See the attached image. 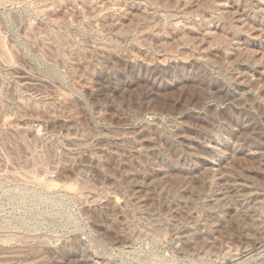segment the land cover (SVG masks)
I'll return each instance as SVG.
<instances>
[{
  "label": "rangeland",
  "instance_id": "rangeland-1",
  "mask_svg": "<svg viewBox=\"0 0 264 264\" xmlns=\"http://www.w3.org/2000/svg\"><path fill=\"white\" fill-rule=\"evenodd\" d=\"M0 264H264V0H0Z\"/></svg>",
  "mask_w": 264,
  "mask_h": 264
},
{
  "label": "bare ground",
  "instance_id": "bare-ground-1",
  "mask_svg": "<svg viewBox=\"0 0 264 264\" xmlns=\"http://www.w3.org/2000/svg\"><path fill=\"white\" fill-rule=\"evenodd\" d=\"M87 251L89 252V251H90V249H87ZM92 255H94L95 257H97V258H98V255H96L95 253H92Z\"/></svg>",
  "mask_w": 264,
  "mask_h": 264
}]
</instances>
